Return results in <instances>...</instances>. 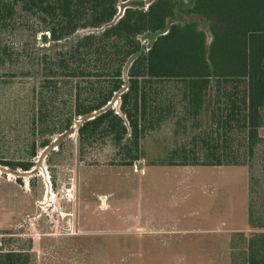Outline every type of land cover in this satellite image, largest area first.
Wrapping results in <instances>:
<instances>
[{
	"label": "rangeland",
	"instance_id": "obj_1",
	"mask_svg": "<svg viewBox=\"0 0 264 264\" xmlns=\"http://www.w3.org/2000/svg\"><path fill=\"white\" fill-rule=\"evenodd\" d=\"M151 1L119 2L115 18L126 6L145 10ZM21 28L0 34L6 47L16 51L23 44L31 53L11 55L12 73L0 72V253H25L28 264H244L249 239L264 250V121L249 154L245 132L224 127L211 133L207 110L186 117L172 88L167 118L146 124L138 151L128 136L80 140L81 117H73L69 131L49 133L70 116L76 90L87 102L109 80L86 61L83 74L51 78L42 90L49 115L43 126L32 125L42 80L22 73L34 71L42 52L49 57L58 48L47 44L32 54L40 34ZM118 95L110 107L123 117ZM158 100L156 93V107ZM209 137L220 147L201 151V138ZM215 157L221 165L206 164ZM24 162L31 165L26 171L16 166Z\"/></svg>",
	"mask_w": 264,
	"mask_h": 264
},
{
	"label": "trees",
	"instance_id": "obj_2",
	"mask_svg": "<svg viewBox=\"0 0 264 264\" xmlns=\"http://www.w3.org/2000/svg\"><path fill=\"white\" fill-rule=\"evenodd\" d=\"M129 1L142 0H0V34L15 35L25 26L40 34L32 54L39 55L47 44L48 48L51 44L58 48L49 57L42 52L34 71L22 73L42 80L36 104L32 101L30 123L40 127L46 122L50 110L42 90L51 78L83 74L80 63L86 61L108 78L107 86H101L87 102L76 90L70 116L47 132L69 131L73 117H81L77 129L80 140L97 133L110 135L116 142L128 136L138 151L146 124L167 118L173 105L167 99L169 89L179 91L186 117L195 118L213 85L224 90L225 103L210 114L216 126L208 130H242L252 154L264 121V0H182L187 2L182 7L173 0H152L145 10L126 6L116 19L117 4ZM81 30L88 32L73 38ZM139 37L148 39L149 44L143 45ZM1 45L0 72L12 73L11 55L31 56L23 44L16 51L3 43L0 49ZM156 93L160 101L157 107ZM116 94L123 117L110 107ZM217 142L201 138L200 150L216 151L220 147ZM47 144L44 141L41 146ZM34 153L33 144L31 155ZM205 158L208 160V155ZM213 159L217 162L206 164L221 165L220 158ZM16 166L26 171L31 165L24 162ZM254 238L246 242L244 264H264V250L254 248ZM0 264H28V256L0 253Z\"/></svg>",
	"mask_w": 264,
	"mask_h": 264
},
{
	"label": "crops",
	"instance_id": "obj_3",
	"mask_svg": "<svg viewBox=\"0 0 264 264\" xmlns=\"http://www.w3.org/2000/svg\"><path fill=\"white\" fill-rule=\"evenodd\" d=\"M207 91H206V96L203 99V104H202V110H207L208 116L216 112L218 108L223 107L225 103V99L223 98L224 90L223 89H216L211 85ZM212 118H210L207 123L205 124V128L210 129L212 127H215L216 125L212 123L211 121ZM209 131V130H208ZM209 136V135H208ZM211 138V137H209ZM214 167V166H212ZM219 168V167H218Z\"/></svg>",
	"mask_w": 264,
	"mask_h": 264
}]
</instances>
